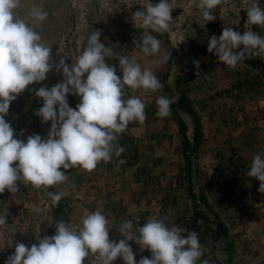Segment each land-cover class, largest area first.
Here are the masks:
<instances>
[{"label":"rangeland","instance_id":"374dc122","mask_svg":"<svg viewBox=\"0 0 264 264\" xmlns=\"http://www.w3.org/2000/svg\"><path fill=\"white\" fill-rule=\"evenodd\" d=\"M147 2L148 0H21L16 16L25 19L41 35V42L51 47L53 65L66 57L65 63L71 66L87 46L92 31H99L100 40L105 47H111L117 55L136 59L142 69H151L161 82L168 65L160 62L163 57L168 56L165 40L170 43L169 72L178 73L187 61L189 38L196 28L194 23L203 28L205 35L219 37L225 27L238 31L239 11L246 9L251 0H222L210 13L215 17L210 22L203 20L201 10L197 8L199 0H176L171 12L173 30L163 34L151 33L160 40V51L156 55H145L133 43L134 39L142 40L145 29L133 23L132 15L145 8ZM151 2L155 5L159 0ZM257 2L264 8V0ZM33 6L45 12L50 10L51 15L43 22H33L27 15ZM69 12L71 17L68 18ZM245 25V31L252 30L247 18ZM259 32L264 33V27H260L255 33ZM207 48L208 44L202 54L207 59L208 69L205 74L194 78L189 91L201 118L204 134L198 162L200 170L204 172L201 177L205 179L200 181L204 184L210 179L213 183L210 201L225 203L224 206L231 203L225 210H221L220 206L216 207L222 211L230 234L236 241L233 264H264V193L258 191V179L249 177V169L245 170L251 166L255 155L264 152V86L251 84L247 88H232L231 81L240 79L245 69L244 64L240 62L235 69H231L220 63L214 51L210 53ZM105 62L116 67L117 75H120L118 59L106 58ZM62 78V72H57L53 67L47 73L46 80L42 81V86L50 89L61 82ZM162 85L161 89L147 94L142 89L131 90L126 86L123 98L135 96L145 105H157L156 99L160 96L173 99L176 93L170 80ZM226 88L230 90V94L222 93ZM28 89L27 87L17 96L5 116L6 122L14 129V138L25 142L31 135L30 129L21 127L18 123L20 120L24 121L22 113L27 105L24 102L31 97ZM67 99L73 109L77 106V100L80 101L78 96L71 94ZM178 129V124L168 116L143 124L134 121L125 130L135 137L138 157L134 162H129L113 153L111 160L104 162L105 174H109L106 185L111 181L109 199L111 203L118 205V209L125 210L121 212V220L110 221L111 216L107 218L109 233L114 226H120L124 221H131L135 232L136 228L143 226L150 218L167 217L166 225L176 226L173 223L177 217L176 207L169 203H182L186 199L182 188L179 191L172 190L181 163ZM238 165H243L240 175L233 169ZM217 175L218 182L229 181L225 188L229 189L230 196L220 202L217 200L221 199L225 188L219 189L216 186ZM18 187L16 194L7 190L0 194V215L7 217V224L0 227V264H5L8 256L15 251L16 243H23L30 248L38 243L37 239L49 236L52 229L53 209L48 191L31 185L25 187L19 182ZM67 203L69 200H64L67 223L74 226L67 216ZM130 203H136V207ZM138 203L140 209L137 208ZM163 203H166L164 207ZM38 208L39 212L36 211ZM161 209L165 210L163 214ZM129 244L137 264L141 258L151 255L147 249L141 251L134 241H129ZM222 253V245H218L217 256L221 258ZM89 260L90 258H86L84 264L89 263ZM119 263L124 264L122 258H119ZM197 264H201V261L198 260Z\"/></svg>","mask_w":264,"mask_h":264},{"label":"clouds","instance_id":"9594fccd","mask_svg":"<svg viewBox=\"0 0 264 264\" xmlns=\"http://www.w3.org/2000/svg\"><path fill=\"white\" fill-rule=\"evenodd\" d=\"M221 2L199 0L197 8L204 21L215 19L210 13ZM175 4L176 0H159L153 5L148 0L145 8L133 13V23L145 29L142 40L134 39L133 43L145 55L160 51V40L151 33L173 30L171 12ZM20 7L21 0H0V194L5 190L16 194L18 182L46 191L65 182L68 169L91 172L100 161L109 162L113 153L121 155L124 148L116 143L119 134L131 122L143 124L146 120L145 104L135 96L124 99L125 87L142 89L145 94L163 87L151 69H142L136 59L105 47L99 31H92L87 46L71 66L65 63L66 57L53 65L51 47L41 42V35L25 19L17 18ZM246 12L248 24L264 27V8L257 0H251ZM27 15L33 22H43L48 13L33 6ZM207 51H214L220 63L235 69L248 58L264 56V37L252 30L241 34L225 27L219 37L209 38ZM169 55L160 62L168 63ZM106 58L118 59L120 75L116 67L105 62ZM195 64L199 67V61ZM53 67L62 72L61 82L35 91L43 102L35 115L42 123L51 121L47 137L31 135L26 142L14 138V129L5 120L11 103L29 85L46 80ZM70 94L80 98L75 109L69 106ZM173 102L158 97L156 115L168 117ZM247 175L258 179V191L264 193V152L254 156ZM48 196L53 205L62 198L59 193L48 192ZM166 219L150 218L135 232L133 223L124 221L116 230L123 237L118 242L109 240L108 221L100 210L84 217L79 228L59 220L54 235L37 239L38 243L30 248L16 243L5 264H84L86 258H91L89 264H113L117 258H122L124 264H137L129 241L138 244L141 251L151 252L150 259L141 258L138 264H197L203 255L198 234L189 232L184 236L185 229L168 227ZM6 224L7 217L0 215V227Z\"/></svg>","mask_w":264,"mask_h":264},{"label":"trees","instance_id":"16d2710c","mask_svg":"<svg viewBox=\"0 0 264 264\" xmlns=\"http://www.w3.org/2000/svg\"><path fill=\"white\" fill-rule=\"evenodd\" d=\"M51 15L50 10L47 12ZM65 14V12H64ZM66 15V14H65ZM240 21L238 22V31L243 34L245 32L246 25L245 19L247 18L246 9L239 11ZM67 17H71V12L67 14ZM66 24V20L64 21ZM68 26V25H67ZM196 27L191 37L189 38V48L187 49V61L185 62L182 70L175 74H170V61L171 51L170 43L165 40L168 45V65L161 77V82H168L170 80L172 88L176 93V96L171 99L174 102L170 105V118L173 119L179 126L180 133V156L181 163L178 166V172L175 176V183L172 190L179 191L182 188L185 191L186 199L182 203H169L174 205L177 217L173 223L177 227L185 229L182 235L187 236L189 232H196L198 239L202 245L203 255L200 257V261L208 260L209 264H233L234 254L236 252V241L230 234V229L225 221L222 211H219L217 206H220L225 210L229 205H223L225 203H213L210 201V193L214 190L211 188L214 186L213 183L207 180L204 184L201 177L204 172L199 167V153L203 143L204 134L201 118L198 111L193 103L192 98L189 95L191 83L197 75L205 74L208 69V62L206 57L203 56L202 51L208 44V40L211 34L205 35L203 28L194 23ZM253 32L259 31L261 26L251 25ZM64 29V27L62 28ZM261 37H264V33H257ZM195 61H199V67L196 66ZM245 66L244 71L240 75V79H234L231 81L232 88H247L251 84H258L264 86V59L260 57H252L242 62ZM250 74V76H248ZM42 87V82L33 83L28 86V90L31 92L30 100L24 102L27 103L23 111L24 121L20 120L18 124L21 127H28L31 135H40L42 138L47 137V133L50 130L51 121L42 123L41 118L36 116L35 113L40 107H42V99L35 96V91ZM229 89H224L222 93L230 94ZM80 101L77 100V104ZM13 102L11 103V105ZM146 120L148 123L155 120L158 117L156 115L157 105L147 104L145 105ZM76 108V107H75ZM20 127V128H21ZM30 135V136H31ZM117 144L124 148V152L117 156L123 158L126 161L134 162L138 157V147L135 143V137L124 131L119 134L116 141ZM218 153V152H217ZM216 154V153H215ZM243 165H238L233 169L237 174L242 173ZM249 169L246 168L245 170ZM244 170V171H245ZM247 170V171H249ZM246 172H244L245 174ZM247 177V176H246ZM215 180L218 182L219 176H215ZM229 181L218 182L216 186L219 189H223L228 186ZM211 185L210 187L208 186ZM216 188V187H215ZM48 192L57 193L52 187L47 189ZM224 194L218 202L227 200L230 196L228 188L223 189ZM213 193H211V196ZM64 200L66 197L61 198L57 205L51 206L53 209V223L52 229L49 232V237L55 234V224L59 220L67 222L65 216V205ZM212 200V199H211ZM164 204V203H163ZM166 204V203H165ZM163 205V207L165 206ZM168 204V203H167ZM219 207V208H220ZM161 214L165 212L161 209ZM222 245L223 253L222 257L219 258L216 254V247ZM151 258V255L146 256Z\"/></svg>","mask_w":264,"mask_h":264},{"label":"crops","instance_id":"0c3cea01","mask_svg":"<svg viewBox=\"0 0 264 264\" xmlns=\"http://www.w3.org/2000/svg\"><path fill=\"white\" fill-rule=\"evenodd\" d=\"M61 171H65L61 168ZM67 180L61 184L55 185L54 189L65 196L68 204V217L71 219L75 227L79 228L82 225V219L88 214L100 210L109 220H121V212L125 211L118 209L116 203H111L108 192L112 190L110 188L111 181L106 185V181L109 180V174H105L104 162L100 161L97 167L88 172L82 168H72L65 171ZM111 177V176H110ZM105 186L107 188H105ZM106 195V197H105ZM108 200L109 203H108ZM124 206L123 203H120ZM130 205L136 207V203H130ZM137 208L140 209L138 203Z\"/></svg>","mask_w":264,"mask_h":264},{"label":"built area","instance_id":"2783aa9c","mask_svg":"<svg viewBox=\"0 0 264 264\" xmlns=\"http://www.w3.org/2000/svg\"><path fill=\"white\" fill-rule=\"evenodd\" d=\"M118 225L114 226L110 233H109V240L110 241H116L118 242L120 239H122L123 237L116 231L118 229ZM91 259V258H90ZM89 264V263H87ZM113 264H120L119 263V258H117L115 261H113Z\"/></svg>","mask_w":264,"mask_h":264}]
</instances>
